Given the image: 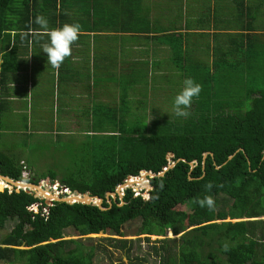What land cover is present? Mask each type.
I'll return each mask as SVG.
<instances>
[{"label": "trees", "instance_id": "16d2710c", "mask_svg": "<svg viewBox=\"0 0 264 264\" xmlns=\"http://www.w3.org/2000/svg\"><path fill=\"white\" fill-rule=\"evenodd\" d=\"M240 2L237 8H247L248 12L258 9L250 0ZM73 3L83 0H0V92L6 99V103L0 101V118L12 112L7 104V84L11 79L15 81L14 75L24 68L23 49L35 37L48 39L34 23L38 14L44 13V17L52 14L54 22L49 29L73 24L68 21L69 16L77 19L81 30L90 29L96 35L103 31L98 29L101 20L96 18L97 9L92 10L93 20L88 26V21H79L70 12ZM253 36L248 46L252 55L249 60L246 58V67L240 62L235 68L255 76L251 78L253 83L247 97L235 105L223 98L215 102L193 100L192 105L204 106L208 114L191 125L153 130L141 124L142 117L130 122L125 113L118 116L114 108L94 105L93 121L99 122L91 134H98L93 136L96 143L88 145V152L92 147L90 168L59 180L71 192L98 196L103 199V208H109L105 194L114 192L127 176L136 177L141 171L155 175L163 172L169 165L168 154H173L172 162L180 161L163 177L149 178L152 190L148 191L147 200L142 192L135 196L128 188L121 201L116 196V202L105 211L78 203L53 202L47 207L43 200L24 191H0V230L8 221L15 222L11 231L0 239V262L94 264L95 248L85 246L84 241L90 238L84 237L98 234L125 237L121 227L138 219L141 221L138 235L164 237L168 230L171 237L180 235L178 240L158 241L163 252L160 264H264V219H258L264 217V34L258 36L259 40ZM64 72L65 66L61 65L58 78ZM256 85L260 88L252 87ZM246 105V111L241 113L239 110ZM100 120L112 131H97ZM204 153L212 156L203 159ZM229 156H233L231 160ZM194 161L195 167L190 171L188 163ZM0 175L23 181L19 160L0 153ZM43 179L57 178L55 173H50L24 181L38 184ZM208 184L212 185L211 189L206 187ZM204 196L214 199V210L193 202ZM121 202L124 204L119 207ZM34 203H39L36 213L27 209ZM183 206H188L190 211H184ZM43 208L48 209L47 215H42ZM148 226H156L162 233L155 234ZM74 236L79 239H70ZM104 239H109L107 242L117 249L127 243V240ZM225 244L228 251H224ZM178 245L180 260L176 259Z\"/></svg>", "mask_w": 264, "mask_h": 264}, {"label": "crops", "instance_id": "0c3cea01", "mask_svg": "<svg viewBox=\"0 0 264 264\" xmlns=\"http://www.w3.org/2000/svg\"><path fill=\"white\" fill-rule=\"evenodd\" d=\"M111 1L115 6L116 1ZM253 1L250 0V2ZM99 2L95 12L96 18L101 20L98 22V29L103 31L98 34L104 37V40L100 42H107L110 45V50L106 52L103 47H98L97 39L92 43L90 39H87V37L98 36L90 29L81 30L79 39L72 45L70 57H72L71 62L74 69L65 68L66 77L72 78L69 77V74H73L72 70H75V64L78 62V68L85 71L83 73L85 78H80L84 84L79 91L81 93L88 91L94 97L86 103L85 96L74 95L78 89L76 86V88L71 86L69 82V87L77 89L73 92L74 96L71 97L81 98V105L85 106V111L80 110L76 113L70 107H66L63 112L65 119L75 117H73L71 130L62 128L58 131L59 128H55L54 132L60 133L58 135L62 139H67L70 135L75 137L76 130L82 129L81 126L85 123L90 126V130L86 133H93L94 125L99 122V120L93 121L92 109L96 104L110 109L114 108L118 116L125 113L126 119L130 122L142 117L144 118L143 122L147 123V128L156 130L157 126L164 124L165 121L155 116L175 114L162 112V110L173 109L174 98L181 91L184 79L191 77L196 83H200L198 77L203 70L199 68L205 62L215 75L222 72L234 74L235 68L240 66V62H243V66L246 67V58L247 60L251 58L252 52L248 47L250 39L253 40V35L258 37L264 34L263 26L253 22V20H264V15L258 14L263 6L259 4L257 10L248 12L247 8L232 9L229 7L230 0H164L163 4L172 2L173 10L170 11L171 15L168 20L162 19L159 25H155L154 12H145L144 2L138 1V6L135 9L134 3H126L125 8L122 7L121 11L112 10V7L103 3L99 4ZM212 2L215 3L211 6ZM217 3H222V6L217 7ZM261 3H264V0ZM232 6L234 7V0H232ZM139 7H141V12ZM159 8L161 7L159 6ZM106 12L109 13L108 16ZM83 18V16H78L79 21H88L86 25L90 26V22L93 20L91 15L88 20H82ZM34 40L38 44H35ZM45 40L47 39L35 37L23 49L25 51L24 58H27L29 64L25 67H29L30 72L27 78H22V69L14 75L15 81L11 79L13 77L9 78L11 79L8 83L7 97L9 108L10 106L16 108L21 104L23 109L25 106L26 109L33 105L36 107V103L32 104V95L29 92L37 84L34 81L35 78H32L33 69L34 72H38V69L34 68L33 61L34 59L40 62L46 61L47 54L42 51V44L45 43ZM187 40L192 41L194 51L201 52L204 49L206 54L195 53L196 58L191 62V58L186 54L185 41ZM34 45L41 52L34 54L33 48H36ZM81 51L85 53V60L81 59ZM75 53L77 56L74 55ZM100 53L103 54L98 57ZM81 60H83V65H79ZM57 76L58 71L57 75L54 74L55 78ZM17 78H20L21 83L25 81L23 85L27 87L26 90L21 87L24 93L21 100L19 98L12 99L20 92L19 85L22 86L17 82ZM59 80L60 78H58ZM57 88L59 90V87ZM198 98L194 97L193 100ZM41 106L43 110L51 113V117L54 118V115H57L54 106L52 110L43 104ZM191 108H194V105ZM102 114L104 115V113ZM58 123L57 120V125H59ZM100 124L101 127L97 131H112L106 122L100 120ZM41 132L44 131L39 133ZM68 132L71 133L68 134ZM65 134L66 136H64ZM94 135L98 136L95 132ZM80 136L81 134L77 135L73 140H78ZM7 156L13 157L11 153ZM16 160L23 161L27 165L22 158H16ZM55 181L60 182L57 179Z\"/></svg>", "mask_w": 264, "mask_h": 264}, {"label": "rangeland", "instance_id": "374dc122", "mask_svg": "<svg viewBox=\"0 0 264 264\" xmlns=\"http://www.w3.org/2000/svg\"><path fill=\"white\" fill-rule=\"evenodd\" d=\"M138 1H141V3H145V12H154V22H156L155 25H159V22L162 19L168 20L169 16L171 15L170 11L173 10L172 2H170L169 4H163L164 0H116L115 6L112 5L111 0H83V3H73L70 12H74L76 16H83L84 18L82 20H88V17L91 14V10L96 8L98 2L99 4L103 3L106 6L112 7V10L121 11L122 7L126 6V3H134L135 9L138 6ZM230 1L231 2L229 7H232V9H236V7H239L241 4L240 0H234L233 7L232 0ZM262 1L263 0H254L252 2L254 4L253 6H256V4L263 5L261 6V10L258 12L259 15H264V3H261ZM214 3L215 2H212L211 6ZM159 6L161 8H159ZM216 6H222V3H217ZM139 10L141 12V7H139ZM58 13L59 12H57V15ZM51 15L52 14L48 15V17H45L48 21L49 28L52 27V24L54 22V18H51ZM68 21H72L73 24L77 23V19L73 17L70 18L69 16ZM259 21L253 20L256 25H261L264 28V20ZM87 39H90L91 43L92 41L95 42L97 39L96 45L98 47H103L106 52L110 50V45L107 42H100L104 40V37L100 35H98L97 37H87ZM185 43L187 50L186 54H188L189 58H191V62H193L196 58L194 55L195 53H202L201 55L206 54L204 49L201 52L194 51L192 41L187 40L185 41ZM34 46L36 47L33 48L34 54L41 52L36 45ZM102 54L103 53H100L98 57H100ZM74 55L77 56V53H75ZM80 56L81 59L85 60L84 52L81 51ZM71 58L72 57L66 58V61H64L62 64L63 66H66V69H74V67L72 66ZM83 60L79 62V65H83ZM27 62L28 60L25 57L22 66L24 67L22 78H27L29 76L30 68L25 67L26 65L29 66ZM46 62L47 59L43 62H40L37 59H34L33 61L34 68L38 69V72H34L33 69L32 78H35L34 81H36L37 84L33 87L32 91L29 92H31L30 95H32V104L36 103V107H34V105L32 107L29 105V109H26V106L25 109H23L22 104L17 105L16 108L15 106H10L12 112L8 116L3 114V116L0 118V153L6 156L10 155L11 153L13 158H22L23 160H25L31 172L30 178L39 179L47 176L50 173H55L57 180H60V178H65L67 174L73 173L76 175L81 171H85L88 167L90 168L89 163L92 160V156L90 157L89 152L92 151V147L89 148L88 152V145L89 143L90 145H92V143H96V140H94L95 137H93L91 134L88 135L86 133L90 130V126H87L86 123L82 124V129L76 130L77 135L81 134L78 140H73V138H76L77 135L75 137H72V135H70V137H68L67 139H62L59 136L60 133L54 132L55 128H59V130H62V128L63 130L69 128L67 130H71V124L73 121V117L75 116L65 119L63 112H65L66 107H70V109L72 111H75L76 113L80 110L85 111V106H83V104L81 105V98H72L74 95L78 94L80 96H85L86 103L90 102V99H93L94 95L88 93V91H83V93L79 91V89L81 90L84 84L82 82L83 80L80 78H85L83 76V73L85 71L82 68H78V62L75 64V70H72L73 74H69V77L72 78H67V74H65L61 76L62 78L60 77L59 81L58 76L57 78L54 77V74L57 75V70L53 69L51 65L47 64ZM206 64L207 62H205V64L201 65V67L199 68L203 70L200 77H198L200 80L199 84L202 85V91L199 97H203V99L207 100H214V102L226 99L231 102L232 105H235V103L240 100L242 101L247 97V91L251 88L250 83H253L251 78H255V76L251 74L240 73V70H235L236 72L234 74H226L222 72L221 74L215 75L214 72L211 71L210 67H207ZM17 82L19 84H22V86L19 85L20 92L12 97L13 100H17L18 98L19 100H21L22 96L24 95L21 87L25 90L27 88L26 85H23L25 81L21 83L20 78H17ZM69 82L71 86H76L78 90L75 89L76 87H69ZM5 85L3 86V88L5 87ZM260 86L256 85L252 87L255 89L257 87L260 88ZM57 87H59V90H57ZM75 90H77V92L73 95V92ZM0 101L6 103V99L4 98L2 91L0 92ZM41 104H43L45 107H48V109L50 110H52L54 106L57 115H54V118L51 117V113L43 110ZM217 104L221 105L219 102ZM203 107L201 108L199 105L195 104L194 108L187 109V111L190 112V115L188 117H180L175 114L171 116H165L166 114H161L160 116L155 117H158L162 121H165L166 124L159 125L161 126V128H169L170 126L175 127L178 125L185 126V124L191 125L193 121L196 122L198 121V119L202 120V118L206 116V114H208L206 108ZM159 108L161 107L159 106ZM246 109L247 105L239 111L241 113H244ZM162 112L174 113L173 109L171 110L170 108L162 110ZM57 120L59 122V125H57ZM141 124H143L144 126L147 125V123L145 124L143 122H141ZM48 128L49 130H47ZM40 131L44 132L39 133ZM69 133L71 132H68V134ZM64 136H66V134ZM169 160L171 161L170 158ZM46 181H49V184H46V187L48 188L51 184V181L49 179H43L39 181V183H46ZM141 187L142 186L140 185L137 187L130 186L129 188L135 193V196H137L138 193H141V190H143L141 195L144 200H146L148 197V191ZM120 197H123V195H120ZM183 210L186 212L190 211L188 206H183ZM258 219L263 220L264 217H260ZM241 221L246 220L241 219ZM14 224V221H8L5 224V227L0 230V239L5 236V234L11 231V229L14 227ZM140 227L141 221L136 219L132 222L126 223L121 227V232L123 233V235H125V237H115L112 234L85 236L84 238H90L84 241L85 246H94L95 248V256L93 259L94 264H160L161 255L163 252L159 249L161 242L158 241L165 238L178 240L179 235L174 236L172 234L171 237V231L169 230L165 232L164 237L155 235H138ZM148 227L151 228L152 232L155 234L162 233L156 226ZM104 238L127 240V243L125 244L124 248L119 247L117 249L110 245L109 242H107V240L109 239ZM147 238L149 239V241L146 240ZM70 239H79V237L74 236ZM166 244L172 245L169 242ZM175 248H177L176 250L178 252V256L176 257V259L180 260V245H178V247L175 246ZM189 248L190 247H188V249ZM0 264L3 263L0 262Z\"/></svg>", "mask_w": 264, "mask_h": 264}, {"label": "clouds", "instance_id": "9594fccd", "mask_svg": "<svg viewBox=\"0 0 264 264\" xmlns=\"http://www.w3.org/2000/svg\"><path fill=\"white\" fill-rule=\"evenodd\" d=\"M30 23H32V21H30ZM34 23L40 26V29L43 31L44 35H46L48 38L47 42L42 44V51L43 53L47 54V63L50 64L53 69L58 71L60 66L65 61V59L72 55V45L79 39V35L81 32V25L79 23H75V24L65 23L62 27L49 29L47 19L43 15H39V14L35 17ZM201 91H202V85L196 83L193 80V78L188 77L184 79L183 87L181 91L175 96L173 101V111L175 115L180 117H188L190 115V112L187 111V109L191 108L193 98L194 97L198 98ZM21 162L23 161H20L19 165L21 166V171H22ZM23 164L27 168L29 174H31L25 162H23ZM24 180L26 179H23L22 182L28 183ZM51 183H53V181H51ZM206 187L208 189H211L212 185L208 184ZM2 189L3 191L5 189L8 190L6 186H4ZM193 202L197 204L199 207L201 208L207 207L209 210H214L215 207V201L211 196L196 198L194 199ZM223 248L224 251H228L227 244H225Z\"/></svg>", "mask_w": 264, "mask_h": 264}, {"label": "water", "instance_id": "95a60500", "mask_svg": "<svg viewBox=\"0 0 264 264\" xmlns=\"http://www.w3.org/2000/svg\"><path fill=\"white\" fill-rule=\"evenodd\" d=\"M208 155H211L210 153H204L203 154V159H205ZM233 156H229L228 160H231ZM173 158V154H168L167 155V161L169 162V165L167 166V168L163 171L158 173L157 175L147 172V171H141L139 173L138 176L136 177H131V176H127L126 179L119 184L114 192H107L105 194V201L106 203H108L109 208L112 205V202H116V196H118V199L121 201L122 197H120V195H123L124 190L128 189L130 186H128V180L132 179V178H141L142 181L144 182V184H142L141 188L145 189L146 191H151L152 187L150 185V181L149 178H156V177H163L164 174L172 169L176 162L180 161L177 160L176 162H172L169 160ZM183 162L185 160H182ZM195 161L194 162H190L188 163L190 166V171L195 167ZM0 179L3 180L6 184H7V188L9 190V193H11L13 190H15L16 193H19V191H24L26 194H30L32 195L35 199H38L39 201L43 200L45 205L50 207L52 205L53 202H61V203H66V204H74V203H78V204H83V205H92V206H96L97 208H99L102 211L108 210L109 208H103L102 203H103V199H101L98 196H92L90 193H84L81 194L79 192L73 191L70 192L68 195L60 198L56 195H54L53 193H51V191L46 192V190H50L49 187H46V184H49V181L45 182H40L39 184H34V183H25L22 181H14L8 177L2 176L0 175ZM189 180H191V178H189ZM18 185H22L24 187H20ZM10 187H12L10 189ZM47 188V189H46ZM144 190V191H145ZM0 191H3L2 188H0ZM121 193V194H120ZM55 197H54V196ZM72 197L77 198V200H73ZM148 198V197H147ZM124 203L121 202L120 204H118V206H122Z\"/></svg>", "mask_w": 264, "mask_h": 264}, {"label": "built area", "instance_id": "2783aa9c", "mask_svg": "<svg viewBox=\"0 0 264 264\" xmlns=\"http://www.w3.org/2000/svg\"><path fill=\"white\" fill-rule=\"evenodd\" d=\"M22 165V171H21V175L23 179H30V174L27 170V168L25 167V165L23 164V162H21ZM49 189L51 191V193H53L54 195L58 196V197H64L66 195H68L71 191L69 188H67L66 186L62 185L60 182L58 181H53V183H51L49 185ZM142 192V190H141ZM140 193H138L139 195ZM39 206V203L36 204H32L31 206L27 207V209L29 211H33V212H37V207ZM48 207V206H47ZM47 215L48 214V209L47 208H43L42 209V215Z\"/></svg>", "mask_w": 264, "mask_h": 264}, {"label": "bare ground", "instance_id": "6f19581e", "mask_svg": "<svg viewBox=\"0 0 264 264\" xmlns=\"http://www.w3.org/2000/svg\"><path fill=\"white\" fill-rule=\"evenodd\" d=\"M141 185V183H144L143 181H142V179L141 178H139V179H137V178H132V179H129L128 180V186H139V184ZM0 184H2V185H4V186H7V184L3 181V180H1L0 179ZM18 186H20V187H24V186H22V185H18ZM12 187H10V189H11ZM46 192H49V190H46ZM54 196V195H53ZM55 197V196H54ZM73 198V200H77V198H75V197H72Z\"/></svg>", "mask_w": 264, "mask_h": 264}, {"label": "flooded vegetation", "instance_id": "af4514ba", "mask_svg": "<svg viewBox=\"0 0 264 264\" xmlns=\"http://www.w3.org/2000/svg\"><path fill=\"white\" fill-rule=\"evenodd\" d=\"M55 181V180H54Z\"/></svg>", "mask_w": 264, "mask_h": 264}]
</instances>
